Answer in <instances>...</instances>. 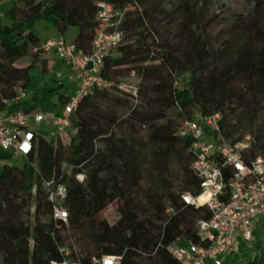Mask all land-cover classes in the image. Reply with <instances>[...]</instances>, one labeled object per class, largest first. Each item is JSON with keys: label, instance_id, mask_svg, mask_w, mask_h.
Returning a JSON list of instances; mask_svg holds the SVG:
<instances>
[{"label": "trees", "instance_id": "1", "mask_svg": "<svg viewBox=\"0 0 264 264\" xmlns=\"http://www.w3.org/2000/svg\"><path fill=\"white\" fill-rule=\"evenodd\" d=\"M10 1V20L0 19L2 114L33 110L25 99L8 106L2 100L14 96L18 83L26 89L32 68L46 70V60L33 51L42 42L34 24L48 21L62 36L75 28L72 42L89 51L100 28L97 2L103 0ZM104 1L124 11L121 42L104 60L110 87L94 89L80 101L67 143L61 134L48 140L36 132L20 167L9 164L13 156L0 149V264L61 262L62 245L84 264L101 255H122L120 264H177L167 245L198 242L195 224L210 216L206 206L182 201L183 193L197 195L200 187L191 169V140L178 136L179 125L196 114L220 113L228 141L243 137L233 136L241 125L253 138L251 154L264 153V0H245V9L228 15L229 39L219 46L206 37L209 0H178L170 13L163 0ZM161 16L176 23L172 39L162 37ZM21 61L27 64L18 65ZM131 72L136 98L118 87ZM183 73L190 77L179 87ZM56 89L44 87L37 99L48 102ZM67 96L59 94V102ZM171 109L185 117L180 124L168 117ZM236 111L237 121L231 123L228 116ZM174 158L180 167L177 184L170 168ZM64 162L75 168L68 172ZM77 172L85 175L83 184L75 180ZM224 175L228 179L230 170ZM50 180L67 186L65 221L53 219L54 202L45 187ZM113 202H118L117 221L98 220ZM30 208L26 221L23 214ZM68 238L80 244L81 252L72 251ZM241 264H264V252Z\"/></svg>", "mask_w": 264, "mask_h": 264}, {"label": "built area", "instance_id": "2", "mask_svg": "<svg viewBox=\"0 0 264 264\" xmlns=\"http://www.w3.org/2000/svg\"><path fill=\"white\" fill-rule=\"evenodd\" d=\"M97 6L95 19L100 28L91 41L89 51L77 48L62 35L48 38L33 48L41 58L53 51L70 69L74 89L55 113L24 108L0 113V149L3 152L26 158L32 151L38 125L51 126L56 130L54 136L74 134L72 114L80 101L94 89L110 87V82L103 75L104 60L121 42L124 11L104 0L97 2ZM130 75L133 77L134 73ZM118 87L133 98L137 97L136 79L121 81ZM25 97L26 90L18 83L14 96L2 102L8 106L11 101H21ZM220 121V113L196 114L178 127V136L191 140V169L200 187L197 195L183 193L182 201L196 208L206 206L210 216L197 220L195 224L198 242L176 240L167 245V251L177 264H207L209 261L220 264L221 256L235 248L237 235L244 241L253 239L254 223L264 216V153L251 154L254 141L249 134L234 143L228 141L222 134ZM62 167L68 172L75 168L68 162H64ZM225 169L230 170L228 179L224 175ZM74 178L81 184L85 182V175L81 172L75 173ZM45 187L49 199L54 202L53 219L65 221L67 212L62 202L66 198L67 186L50 180L45 182ZM58 250L63 260L51 261V264H84L70 256L66 245L59 246ZM121 260L122 255L91 258L92 264H120Z\"/></svg>", "mask_w": 264, "mask_h": 264}, {"label": "rangeland", "instance_id": "3", "mask_svg": "<svg viewBox=\"0 0 264 264\" xmlns=\"http://www.w3.org/2000/svg\"><path fill=\"white\" fill-rule=\"evenodd\" d=\"M163 5L165 10L170 13L171 10H173L174 5L178 2V0H163ZM224 7L221 8L222 4ZM12 2L10 0H2L0 3V19L4 22H7L10 20V8H11ZM245 9V0H209L208 4V14L205 17V26H206V37L211 41L212 44L215 46H219L221 42L226 41L229 39L228 34V15L233 11L243 10ZM163 16L160 17L162 19ZM168 18L162 19L163 22L161 24V32L162 37L172 39L174 33L176 32V23L170 22L167 20ZM53 30V26L50 24V22L45 20H39L37 21L33 26V31L37 34L39 38H42L43 35L46 33H49ZM115 51H112L111 54H114ZM26 65V61H21L18 63V65ZM47 66V65H46ZM68 66L61 61L56 55L53 59V61L50 63L48 70H41V68L34 67L30 70V78L26 86V97L25 100H27L32 106L33 109L40 112H45L47 114L55 113L56 111L60 110L62 104L58 100V96L61 93H71V85L68 82L64 83V86H59V82L62 81V78L58 77V73H63V70L67 68ZM190 75L188 73H183L178 77V83L177 85L179 87L185 86L189 80ZM136 79V76L133 77L130 75L128 77V80ZM44 87H53L57 88L55 93L51 95L48 102L40 101L37 99L40 91ZM192 113H197L198 108L193 107L191 109ZM228 112V111H227ZM239 111H236L235 113L230 114L228 117L230 118L231 123H233L235 120L237 121L238 113ZM168 117L173 118L177 124H180L185 117L180 115L176 109H171L168 112ZM254 131V129H253ZM36 132L37 134L41 135L42 137L52 140L55 138L53 135L56 133V130L53 129L51 126L42 124L36 126ZM249 129L246 127H243L240 125V128L238 132H235L233 136H239L240 134H249ZM145 131H139V136L145 135ZM251 134V133H250ZM243 135V136H244ZM252 135V134H251ZM70 134L68 133H61V139L64 143H67L69 141ZM186 154V153H184ZM24 159L20 157H10L8 159V163L11 165L16 166H22ZM170 168L172 172V177L174 182L177 184L180 180V167L179 162L176 158L172 159L170 161ZM117 205L118 202H113L109 206H107L98 216V220L101 218H105L109 224H113L118 219V213H117ZM31 211L26 212L23 214L24 220H30L31 217L29 216V213L32 212V208H30ZM263 217H260L261 219ZM67 242L69 243L70 247L72 248V251L75 253L81 252V246L79 243H77L73 238H68ZM245 243L250 244L252 247L255 245L252 244L251 241H246ZM259 248H262V250L257 251L260 254H263L264 252V245L259 246ZM255 249H257L255 247Z\"/></svg>", "mask_w": 264, "mask_h": 264}, {"label": "crops", "instance_id": "4", "mask_svg": "<svg viewBox=\"0 0 264 264\" xmlns=\"http://www.w3.org/2000/svg\"><path fill=\"white\" fill-rule=\"evenodd\" d=\"M2 2V1H1ZM51 24V23H50ZM76 34V29L75 28H69L64 35L65 39L67 41H72L74 36ZM59 34L57 31L54 29L50 31L49 33H46L45 35L42 36L41 41L43 42L44 40L48 38H53L58 36ZM55 57V53L49 52L46 55L42 57V59L46 60V70H48L50 63L53 61ZM58 77L62 78V81L59 82V85L64 86L65 82L70 83L71 85V90L74 89V83L70 79L71 77V71L67 67L65 70H63V73H58ZM67 94V92H66ZM70 94V93H68ZM254 237L251 240L252 244L255 246L252 247L250 244L245 243L239 235L235 237L234 240V245L235 248L227 250L222 256H221V263L220 264H241L243 262H246L250 260L255 253H258L257 251L262 250V248H259V246L264 245V216L261 219H257L254 223ZM255 247L257 249H255ZM260 254V253H259ZM207 264H214L212 261H209Z\"/></svg>", "mask_w": 264, "mask_h": 264}, {"label": "bare ground", "instance_id": "5", "mask_svg": "<svg viewBox=\"0 0 264 264\" xmlns=\"http://www.w3.org/2000/svg\"><path fill=\"white\" fill-rule=\"evenodd\" d=\"M203 198V197H202Z\"/></svg>", "mask_w": 264, "mask_h": 264}]
</instances>
